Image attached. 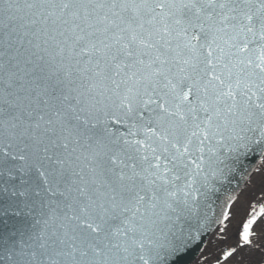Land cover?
Here are the masks:
<instances>
[{"label": "snow or ice", "instance_id": "obj_1", "mask_svg": "<svg viewBox=\"0 0 264 264\" xmlns=\"http://www.w3.org/2000/svg\"><path fill=\"white\" fill-rule=\"evenodd\" d=\"M240 173L264 0H0V264H178ZM236 199L214 264H264V191L229 243Z\"/></svg>", "mask_w": 264, "mask_h": 264}, {"label": "bare ground", "instance_id": "obj_2", "mask_svg": "<svg viewBox=\"0 0 264 264\" xmlns=\"http://www.w3.org/2000/svg\"><path fill=\"white\" fill-rule=\"evenodd\" d=\"M262 162L260 158L256 162L254 167H261ZM264 191V176L261 174L253 173L251 180H245V182L240 187L239 191L236 193V201L231 206L232 222L229 228V239L227 242L235 243L237 240V233L240 227L241 221L245 218L246 211L248 210L249 203L256 200L257 197L261 195ZM211 231L206 243L203 245L198 254L194 256L191 264H204L205 258L209 262L213 261V257L222 245L219 244L216 236V227ZM203 249V251H202ZM257 260L260 258L257 257Z\"/></svg>", "mask_w": 264, "mask_h": 264}, {"label": "water", "instance_id": "obj_3", "mask_svg": "<svg viewBox=\"0 0 264 264\" xmlns=\"http://www.w3.org/2000/svg\"><path fill=\"white\" fill-rule=\"evenodd\" d=\"M259 155H256L254 157H250L248 164L253 167L255 161ZM245 176L243 173H240L236 176V178L232 181L231 185L228 186L226 191H222L219 195V199L216 200V202L213 204L212 210L209 213V223H208V231L210 227L215 223L216 217L222 213L223 208L225 207L227 203V197L229 195H233V193L236 192V190L240 187L242 181L244 180ZM207 234V233H206ZM201 246V245H200ZM200 246H193L187 253H185L181 259L178 261V264H188Z\"/></svg>", "mask_w": 264, "mask_h": 264}]
</instances>
